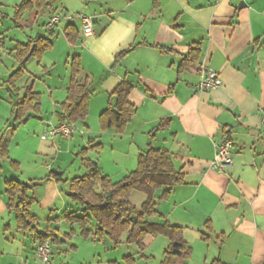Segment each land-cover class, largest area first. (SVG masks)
<instances>
[{
  "label": "crops",
  "instance_id": "obj_1",
  "mask_svg": "<svg viewBox=\"0 0 264 264\" xmlns=\"http://www.w3.org/2000/svg\"><path fill=\"white\" fill-rule=\"evenodd\" d=\"M22 1L0 0V24L9 15L4 11L8 5L13 7L16 25H26L28 31L16 35L17 39L0 29V47L9 45L2 55L7 58L0 59V138L4 145L8 146L22 126L46 132L49 123H58L55 112L67 97L70 62L79 55L82 70L77 80H88L93 91L90 111L94 99H99L102 112L110 93L123 80L130 81L135 87L129 101L137 110L126 131L134 141L140 138V151L149 142L156 148L169 149L175 166L185 173V184L173 187L169 197L159 202L161 217L155 221L167 220L184 228V240L193 247L188 264H198L195 254H206L204 264L217 258L219 264H264V136L260 134L264 118V0H79V4L59 0L60 5L49 0L46 9L26 11L17 20L15 7ZM60 10L83 12L94 19L91 37L85 38L77 26V44L81 40L85 44L78 53L73 50L77 44H71L64 34L69 21L53 34L46 29L49 35L36 28L45 27L46 19ZM37 35L51 37L53 48L39 60L35 71L41 74L30 72L27 77L35 80V88L43 79L49 95L44 99V93L37 89L42 95L40 115H32L13 128V96H21L25 86H20L19 80V91L13 93L7 83L20 65L15 48L18 42L27 43ZM60 43L64 44L63 54L57 52ZM197 43L201 54L188 63L184 59ZM151 44L165 45L173 51L162 52ZM132 46L116 61L118 54ZM9 62L12 64L8 67ZM62 65V70L56 68ZM201 68L217 72L222 86L198 91ZM165 118L171 120L170 125L151 138V131ZM62 139L41 137L37 151L41 163L31 170L28 182H36L52 171L59 154L57 143L60 145ZM225 139L233 143V162L222 170L213 169L210 163L216 143ZM0 167V264H44L36 256L38 242L32 234L17 228L15 214L7 207V157L0 156ZM32 194L48 218L60 217L57 202H66V191L55 180L47 181V190L41 195ZM207 222H211L212 231L207 230ZM53 224L49 226L54 228ZM202 231L209 233V239L202 238ZM221 234L227 236L224 243L217 238ZM156 239L145 237L144 248L155 244ZM62 245L53 244V264L56 256H63ZM71 249L77 253L76 245Z\"/></svg>",
  "mask_w": 264,
  "mask_h": 264
},
{
  "label": "trees",
  "instance_id": "obj_2",
  "mask_svg": "<svg viewBox=\"0 0 264 264\" xmlns=\"http://www.w3.org/2000/svg\"><path fill=\"white\" fill-rule=\"evenodd\" d=\"M49 5V0H23L15 7V17L18 20L26 11H41ZM56 28L46 29L53 34ZM79 33L80 30L76 22L69 21L65 26L64 34L71 44H77ZM151 45L159 48L162 52L173 51L165 45ZM199 45L197 43L190 48L187 57L184 59L185 61L190 63L198 59L201 54ZM33 46L34 51L31 57L34 56L41 60L43 55L53 48V42L51 37L37 35L27 43H17L15 50L20 65L7 79L13 93L19 91L16 83L26 71L25 64L22 61ZM133 48L132 46L118 54L116 61L123 58ZM70 68L71 78L67 89V97L61 103V109L55 112L57 124L62 122L73 124L76 121L85 120L90 111V99L93 91L88 80L85 82L77 80L82 70L79 55L72 58ZM31 78L32 76L29 79ZM31 81L32 83L29 80L25 84L23 94L21 96L17 95L16 102L13 103V128L23 124L33 114L40 115L41 113L42 95L35 90V80ZM134 87L133 83L125 79L110 93L107 106L100 113L99 120L103 130L114 128L119 133L124 132L137 110L136 106L129 101V96ZM170 123L169 118L161 119L155 126L154 131L163 130ZM154 135L155 133L152 134L151 138ZM90 142L94 144L91 143L89 148L102 147L100 142H94L93 140ZM87 150L88 147H85L82 152L84 153ZM0 156L2 158L9 156V150L4 145L2 137L0 138ZM83 164L86 167V172L71 179L70 190L67 193L73 202L74 209L65 212L61 219L76 224L79 228V235L85 239L102 240L107 237L116 246L123 242L124 235H127V242L134 243L141 249L144 248L143 241L146 236L165 235L169 239V244L164 250L161 264H188L193 255V247L184 240V228L167 220L164 222L152 220L154 216L161 217L158 210L159 201L167 199L173 187L186 182L185 173L182 168L178 169L175 166L174 154L169 149L156 148L149 142L147 148L140 151L138 155L136 169L130 171L119 181H113L108 175H105L99 165L91 159L84 158ZM11 167L17 171L20 164L17 161H11ZM43 180H55L57 183L68 181L63 175H58L54 171H50L44 178L31 183L22 181L15 176L7 178L5 180L7 207L15 214L17 228L32 234L35 241L38 242L37 246L50 241L53 247V244L64 242L67 237H71L76 231L72 229L71 232L62 233L57 227L52 228V226H49L51 222H60V217L48 218L46 220L47 225L44 228L39 224L37 215L31 211L38 200L31 192L34 186ZM159 190H162V194L157 198L156 192ZM135 191H141L146 195V199L141 206H135L131 202L132 193ZM206 226L208 231H212L211 222H207ZM201 235L203 239H209L208 232L202 231ZM217 238L221 243H224L227 236L221 234ZM129 258L133 260L132 256H129ZM111 263L118 264L115 261ZM215 263H221L219 258L211 264Z\"/></svg>",
  "mask_w": 264,
  "mask_h": 264
},
{
  "label": "rangeland",
  "instance_id": "obj_3",
  "mask_svg": "<svg viewBox=\"0 0 264 264\" xmlns=\"http://www.w3.org/2000/svg\"><path fill=\"white\" fill-rule=\"evenodd\" d=\"M53 2H57L59 5L61 4L59 0H53ZM64 2L68 3V0ZM73 2L79 4L80 1L74 0ZM81 5L83 6L82 2ZM4 8V11L8 12L9 15L7 19H1L2 25L0 24V29H2L3 31H9V35L11 38H17L16 35H21L23 31H27L26 25L18 27L15 23L14 18L12 17L13 7L9 8L7 5ZM77 13L78 12H73L72 14ZM41 22L43 23V20L40 21V24ZM66 23V19H63L60 23V26H63ZM76 24L79 28H81L79 21L76 22ZM38 27H40L39 33L49 35L48 31L44 26L41 25L37 26L36 28ZM36 34L37 32L34 31L33 35ZM63 46L64 44L60 43L57 47V52L61 51V54H63ZM84 46L85 44L82 43L81 40L77 44V46L73 48V50L78 53L82 50L81 48ZM7 47H9L8 44H6L4 47H0V59L2 55L4 56L6 51H8ZM2 58H7V55ZM0 63H2L1 60ZM9 64L12 63H6V66L9 67ZM38 65L39 59L37 57L33 56L30 58V60L27 61V63L25 64L27 72L25 71V74L20 79V86H24L29 81L30 77L27 76L30 74V72L35 74L38 73L35 71ZM56 68L62 70L63 65L58 66ZM13 70H11V72ZM39 77L42 78L41 75H39ZM30 83H32V81H30ZM37 89L44 93V99L49 95L48 85L45 81H43V79L38 80L37 88H35V90L38 91ZM13 98L14 101H16L17 96L14 95ZM98 100L94 99L93 106H91L92 109L91 111H89V114L85 119L86 124H89L90 128L87 127L84 123L85 120L76 121L73 123L75 130L72 137L62 139L60 145H58L57 143L59 154L57 156L58 158L56 159L55 163L51 168H56L63 171V177L68 179V181H62L61 183H58L60 185V188L66 191V195H64L66 202L63 203V200H58L57 203H59L58 206H60L61 209L60 215L58 216H60L61 221L57 223L54 222L53 225L54 227L60 229L62 233L71 232L72 229H75L76 233L72 234L71 238L67 237L65 239V242L61 243L63 244V256H56L54 264H112L110 262L113 261H116L118 264H161V261L164 256V249L169 244V239L165 235H150L151 237H158L159 239H156L155 244L150 246L148 249H141L136 244L127 242V235H124L123 242L116 246L113 241H111L107 237L102 240L85 239L79 235V228L76 224L69 223L64 219H61L63 218V215H65V212H69L74 209L73 202L68 197L67 193L70 190L69 187L71 179L77 175H82L86 172V167L83 164L84 158H88L96 162L101 168L102 172L105 175H108L113 181L121 180L130 171L136 169L138 164V155L140 153L138 144H140V138L136 137V140L134 141L130 132L126 131L127 127L122 133L117 132L114 128L103 130L101 128L99 120L101 113L100 111L103 108H101L102 106H100V102ZM33 116L37 115L33 114ZM12 123L13 121L11 122V125ZM22 127L23 128L16 133V136H13V138H11L7 146L9 150V156L7 157V176L11 178L15 175L20 180L22 179V181L24 180L25 182L30 183L28 182L29 180L27 181L29 177L28 175L31 173V170L35 168V165H40L42 159V157L37 154L39 141L41 140V136L47 133V131H34L35 129L31 125ZM156 132L157 131H154V129L153 131H151L152 134ZM92 140L94 142L102 143V147L89 148L91 143L94 144L93 142H90ZM85 147H88V150L83 153L82 149ZM50 160L53 161L54 158H50ZM11 161L20 162V167L17 170L18 173L16 172L17 174L14 173L15 170L12 171L13 169L11 167ZM58 166H60L61 168H57ZM34 188L36 190H33V192L31 193L35 192V194L41 195L42 193H44V191L47 190V181H42L40 185H35ZM133 193L135 195H132L133 197L131 196V202L135 206H141L142 202L146 199L145 193L141 191H135ZM161 194L162 191H157L156 197L158 198V196H160ZM31 211L37 215L39 224L41 226L47 225L46 219H48V214H46L45 211H42V209H40V205L38 203L34 204ZM157 218L159 219V217L154 216L152 220L155 221ZM72 245L77 246V253L74 252V249H71ZM67 254H70V256L67 257ZM195 255L198 264L205 263L204 257L206 256V254ZM129 256H132L133 260L129 258ZM52 261L51 264H53ZM209 263L210 260L208 264Z\"/></svg>",
  "mask_w": 264,
  "mask_h": 264
},
{
  "label": "built area",
  "instance_id": "obj_4",
  "mask_svg": "<svg viewBox=\"0 0 264 264\" xmlns=\"http://www.w3.org/2000/svg\"><path fill=\"white\" fill-rule=\"evenodd\" d=\"M63 19H66L70 22L79 21L81 33L85 38L91 37L94 33L93 17L83 12L72 14L60 11L58 13L52 14L47 18L45 27L49 30H52L56 28ZM200 73V81L197 85L198 91L211 90L222 86V80L217 72L210 69L201 68ZM49 124L50 125L47 133L41 136L43 139L55 140L57 137L70 138L72 137L75 130L74 125L67 122H62L60 124ZM260 134L261 136H264V118H262L260 122ZM232 147L233 143L230 139H225L216 143V152L213 160L210 163V167L213 169L222 170L230 166L233 162ZM52 251V244L50 241H47L37 246L36 256L42 263L51 264Z\"/></svg>",
  "mask_w": 264,
  "mask_h": 264
},
{
  "label": "water",
  "instance_id": "obj_5",
  "mask_svg": "<svg viewBox=\"0 0 264 264\" xmlns=\"http://www.w3.org/2000/svg\"><path fill=\"white\" fill-rule=\"evenodd\" d=\"M240 7H242V6L240 5ZM33 51H34V46H33L32 49L30 50L29 54H28V55L24 58V60L22 61L23 64H25V63L29 60V58L32 56ZM52 171H54V172H55L56 174H58V175H63V174H64L63 171H61V170H59V169H56V168H53Z\"/></svg>",
  "mask_w": 264,
  "mask_h": 264
}]
</instances>
